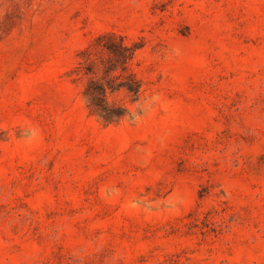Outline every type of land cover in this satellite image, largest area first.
<instances>
[{
	"label": "rangeland",
	"instance_id": "1",
	"mask_svg": "<svg viewBox=\"0 0 264 264\" xmlns=\"http://www.w3.org/2000/svg\"><path fill=\"white\" fill-rule=\"evenodd\" d=\"M106 33L135 123L72 72ZM0 264H264V0H0Z\"/></svg>",
	"mask_w": 264,
	"mask_h": 264
},
{
	"label": "trees",
	"instance_id": "2",
	"mask_svg": "<svg viewBox=\"0 0 264 264\" xmlns=\"http://www.w3.org/2000/svg\"><path fill=\"white\" fill-rule=\"evenodd\" d=\"M135 51L121 37L106 33L77 54L72 72L86 79L82 89L86 107L89 114L103 124H116L130 118L128 104L139 100L141 83L129 68ZM116 94H122L128 100L112 99Z\"/></svg>",
	"mask_w": 264,
	"mask_h": 264
},
{
	"label": "clouds",
	"instance_id": "3",
	"mask_svg": "<svg viewBox=\"0 0 264 264\" xmlns=\"http://www.w3.org/2000/svg\"><path fill=\"white\" fill-rule=\"evenodd\" d=\"M159 103H161V97L156 93L145 99L143 103L137 102L136 108L139 109V113L135 109L130 110L128 113L131 122H137L140 114H147ZM27 133V136L24 137V142L26 144L34 143L39 137V129L35 126H27Z\"/></svg>",
	"mask_w": 264,
	"mask_h": 264
}]
</instances>
